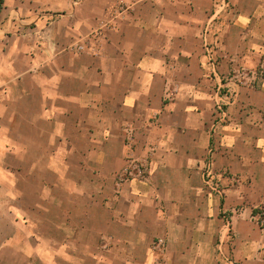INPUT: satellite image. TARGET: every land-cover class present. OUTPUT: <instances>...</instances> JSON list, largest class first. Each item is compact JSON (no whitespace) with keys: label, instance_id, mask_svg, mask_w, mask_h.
<instances>
[{"label":"crops","instance_id":"obj_1","mask_svg":"<svg viewBox=\"0 0 264 264\" xmlns=\"http://www.w3.org/2000/svg\"><path fill=\"white\" fill-rule=\"evenodd\" d=\"M213 4L5 0L0 264H264V0Z\"/></svg>","mask_w":264,"mask_h":264},{"label":"built area","instance_id":"obj_2","mask_svg":"<svg viewBox=\"0 0 264 264\" xmlns=\"http://www.w3.org/2000/svg\"><path fill=\"white\" fill-rule=\"evenodd\" d=\"M228 7H229V0H214L213 11L211 17L209 18V22L207 24V28L209 29V31L214 30L216 28V26L221 20L222 14L227 10ZM124 9L125 8L121 5L118 6L114 12L116 14H121L124 11ZM79 49H82V47H79ZM205 49H206V57L208 60V64H210V66L214 68L217 61L214 55V50L212 49V45L206 44ZM215 78L217 77L215 76ZM218 81L219 83L215 87V92L217 93L215 114H216V123L222 124L228 118V112L226 108L228 106V102L226 101L228 100L227 98L229 96L227 95L223 79L221 78V80ZM212 173L213 172L211 170V166L209 163L204 171L206 183L208 186H210L212 190L219 192L220 191L219 187L215 183H212L210 180ZM125 174L132 178H138V179L144 178L148 174V161L145 160V161L131 162L128 165V167L125 169ZM259 222L260 224L264 225V211L259 215ZM162 243L163 240H159L158 244L161 245ZM227 262L228 264H232L230 260H227Z\"/></svg>","mask_w":264,"mask_h":264},{"label":"trees","instance_id":"obj_3","mask_svg":"<svg viewBox=\"0 0 264 264\" xmlns=\"http://www.w3.org/2000/svg\"><path fill=\"white\" fill-rule=\"evenodd\" d=\"M5 6V0H0V14L2 13Z\"/></svg>","mask_w":264,"mask_h":264}]
</instances>
